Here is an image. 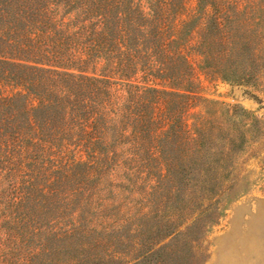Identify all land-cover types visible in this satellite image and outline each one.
I'll return each mask as SVG.
<instances>
[{
    "label": "rangeland",
    "instance_id": "1",
    "mask_svg": "<svg viewBox=\"0 0 264 264\" xmlns=\"http://www.w3.org/2000/svg\"><path fill=\"white\" fill-rule=\"evenodd\" d=\"M36 1L46 13L25 20L23 0L4 2L0 54L29 56L18 49L42 20L38 57L104 78L109 95L102 117L70 118L60 139L0 147V264H264V2L218 69L204 53L205 2L165 12L166 52L183 58L163 66L160 52L100 44L83 0ZM135 86L189 99L139 100ZM17 93L0 78V99Z\"/></svg>",
    "mask_w": 264,
    "mask_h": 264
},
{
    "label": "trees",
    "instance_id": "2",
    "mask_svg": "<svg viewBox=\"0 0 264 264\" xmlns=\"http://www.w3.org/2000/svg\"><path fill=\"white\" fill-rule=\"evenodd\" d=\"M6 1L12 0H0V12H4ZM33 1L23 0L25 4L31 3L30 6L24 4V9L16 13L17 19L25 20L26 17L33 19L38 13L43 15L46 13L47 7L38 6L37 1L33 4ZM258 1L264 2V0L198 1L199 8L205 2L212 9L206 20V50H204L206 62L214 63L218 69L223 67L224 61L239 40L238 26L240 23L246 24L256 16L255 3ZM145 2L148 4L149 12L142 10L136 0H83L80 6L82 13L96 18L97 29L93 30L96 40L104 45L113 42L119 50V55L124 56L127 49L135 52L143 50L148 56L160 52L163 60L159 62L163 66L169 65L168 63L175 59H182L180 53L169 55L166 52L168 44L162 40L163 29L160 25L165 19V12L180 4V0H145ZM242 2L244 5L240 7ZM154 5H158L161 10L154 12L151 8ZM29 8L30 10H27ZM157 18L160 19L159 24H156ZM28 23H32V27L36 29L34 36L27 38L29 44L20 47L18 51L31 53L32 56L31 54L29 56L0 54V78L13 81L27 91L0 99V147L6 145L8 139L19 145L41 135L60 139L70 118L80 114L86 120L91 118L95 121L102 117L101 106L104 97L109 95L104 78L59 69V66L39 58L40 47L37 44L42 38L44 22L34 19ZM0 38L3 41L4 38ZM204 40L205 38L202 42ZM225 73H222V76L229 78V74ZM135 88L139 100L147 93L189 99L187 92L161 90L156 87L135 86ZM29 93L38 100L35 106H29L27 103L26 96ZM85 100L95 103L94 106L81 105ZM167 103L166 100V105ZM134 121V127L137 129L142 124V114H139Z\"/></svg>",
    "mask_w": 264,
    "mask_h": 264
}]
</instances>
